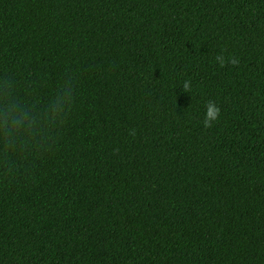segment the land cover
Masks as SVG:
<instances>
[{
    "label": "trees",
    "instance_id": "16d2710c",
    "mask_svg": "<svg viewBox=\"0 0 264 264\" xmlns=\"http://www.w3.org/2000/svg\"><path fill=\"white\" fill-rule=\"evenodd\" d=\"M70 76L0 151V264H264V0H0V93Z\"/></svg>",
    "mask_w": 264,
    "mask_h": 264
},
{
    "label": "clouds",
    "instance_id": "9594fccd",
    "mask_svg": "<svg viewBox=\"0 0 264 264\" xmlns=\"http://www.w3.org/2000/svg\"><path fill=\"white\" fill-rule=\"evenodd\" d=\"M215 59L221 67H224L226 63L232 65L238 63L235 58H228L226 61L223 54L216 56ZM182 86L186 92L191 90L189 80H185ZM73 92V78L70 76L59 86L56 97L50 101L41 121L34 115L31 108L14 99L10 87L6 88L0 93V151L8 155L15 152L18 146L27 147L33 141L40 144V140L46 142L50 139L51 131L62 127L66 122L75 99ZM205 108L203 126L208 128L218 119L220 109L214 101L207 102ZM129 134L134 136L136 132L133 129ZM37 137L40 140H37ZM40 146L43 145L40 144Z\"/></svg>",
    "mask_w": 264,
    "mask_h": 264
}]
</instances>
